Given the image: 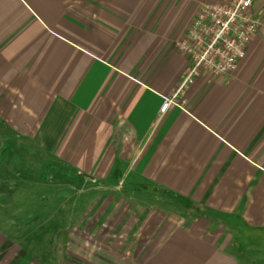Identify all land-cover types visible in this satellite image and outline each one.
Listing matches in <instances>:
<instances>
[{
    "label": "crops",
    "instance_id": "obj_1",
    "mask_svg": "<svg viewBox=\"0 0 264 264\" xmlns=\"http://www.w3.org/2000/svg\"><path fill=\"white\" fill-rule=\"evenodd\" d=\"M208 1L0 0V138L87 185L86 220L128 196L101 225L126 264H264V16L234 73L202 74L160 113Z\"/></svg>",
    "mask_w": 264,
    "mask_h": 264
},
{
    "label": "rangeland",
    "instance_id": "obj_2",
    "mask_svg": "<svg viewBox=\"0 0 264 264\" xmlns=\"http://www.w3.org/2000/svg\"><path fill=\"white\" fill-rule=\"evenodd\" d=\"M5 137L0 138V193L4 196L0 200L6 203L4 207L0 203V264H126L123 253L129 243H122V233L111 242L104 235L111 231L105 227L108 224L101 225L122 213L105 207H127L129 197H103L105 207L87 221L82 205L96 199L88 201L82 195L87 185L69 177L38 148L11 135ZM124 190L129 192L128 183Z\"/></svg>",
    "mask_w": 264,
    "mask_h": 264
},
{
    "label": "built area",
    "instance_id": "obj_3",
    "mask_svg": "<svg viewBox=\"0 0 264 264\" xmlns=\"http://www.w3.org/2000/svg\"><path fill=\"white\" fill-rule=\"evenodd\" d=\"M264 0H218L201 5L176 48L188 59V69L177 89L160 108L165 114L184 106L187 87L202 74L226 77L246 57L250 43L263 23Z\"/></svg>",
    "mask_w": 264,
    "mask_h": 264
}]
</instances>
